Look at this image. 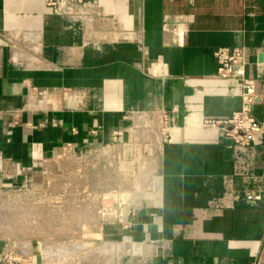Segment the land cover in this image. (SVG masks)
Masks as SVG:
<instances>
[{
    "label": "crops",
    "instance_id": "0c3cea01",
    "mask_svg": "<svg viewBox=\"0 0 264 264\" xmlns=\"http://www.w3.org/2000/svg\"><path fill=\"white\" fill-rule=\"evenodd\" d=\"M87 1L84 17L0 0V188L45 184L68 153H133L150 138L137 124L167 114L156 173L98 237L116 264H264V200L244 197L264 193V140L239 147L204 125L241 107V83L218 75L222 46L247 48L264 119V0Z\"/></svg>",
    "mask_w": 264,
    "mask_h": 264
},
{
    "label": "rangeland",
    "instance_id": "374dc122",
    "mask_svg": "<svg viewBox=\"0 0 264 264\" xmlns=\"http://www.w3.org/2000/svg\"><path fill=\"white\" fill-rule=\"evenodd\" d=\"M134 130L141 136L149 131L150 138L139 136L133 153L121 145L66 154L48 165L45 184L0 188V239L45 244L98 237L106 217L114 215L103 210L117 204L125 215L157 171L158 126L140 121ZM145 154L149 159L141 158Z\"/></svg>",
    "mask_w": 264,
    "mask_h": 264
},
{
    "label": "built area",
    "instance_id": "2783aa9c",
    "mask_svg": "<svg viewBox=\"0 0 264 264\" xmlns=\"http://www.w3.org/2000/svg\"><path fill=\"white\" fill-rule=\"evenodd\" d=\"M52 7L58 14L87 16L89 2L87 0H42ZM215 56L219 60L218 75L225 79L237 80L243 88L241 107L224 118H210L204 120V125L221 129L231 140V144L248 147L261 144L264 140V119H259L255 108L263 102L262 95L257 91L255 81L247 76L249 64L247 48L242 46H222L216 49ZM148 118V117H147ZM168 115L152 113L147 121L150 125L154 121L159 131L166 128ZM115 142H122V136ZM92 149L89 152L100 151ZM72 154V153H68ZM245 199L253 204L264 200V193L247 191ZM114 210L113 216H107L105 222H122L125 215L121 207L103 210ZM109 220V221H108ZM10 242V241H9ZM7 243V242H6ZM39 253L40 261L34 258ZM117 245L111 241L96 237L74 243L73 239H63L42 244L39 241L17 242L12 240L9 247L0 252V260L8 264H116L118 261Z\"/></svg>",
    "mask_w": 264,
    "mask_h": 264
},
{
    "label": "bare ground",
    "instance_id": "6f19581e",
    "mask_svg": "<svg viewBox=\"0 0 264 264\" xmlns=\"http://www.w3.org/2000/svg\"><path fill=\"white\" fill-rule=\"evenodd\" d=\"M52 201V200H51Z\"/></svg>",
    "mask_w": 264,
    "mask_h": 264
}]
</instances>
